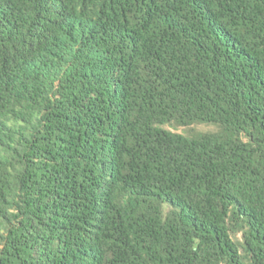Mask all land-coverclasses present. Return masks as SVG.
Segmentation results:
<instances>
[{"label": "trees", "instance_id": "16d2710c", "mask_svg": "<svg viewBox=\"0 0 264 264\" xmlns=\"http://www.w3.org/2000/svg\"><path fill=\"white\" fill-rule=\"evenodd\" d=\"M0 264H264V0H0Z\"/></svg>", "mask_w": 264, "mask_h": 264}, {"label": "rangeland", "instance_id": "374dc122", "mask_svg": "<svg viewBox=\"0 0 264 264\" xmlns=\"http://www.w3.org/2000/svg\"><path fill=\"white\" fill-rule=\"evenodd\" d=\"M196 129H199V130H208V129H213L212 126H206V125H198V126H195ZM182 130V129H181Z\"/></svg>", "mask_w": 264, "mask_h": 264}]
</instances>
